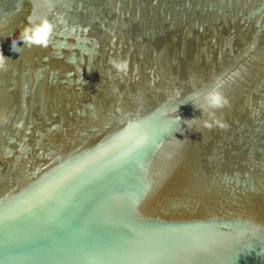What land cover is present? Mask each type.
<instances>
[{
	"label": "water",
	"instance_id": "95a60500",
	"mask_svg": "<svg viewBox=\"0 0 264 264\" xmlns=\"http://www.w3.org/2000/svg\"><path fill=\"white\" fill-rule=\"evenodd\" d=\"M0 52V264H264V0H0Z\"/></svg>",
	"mask_w": 264,
	"mask_h": 264
},
{
	"label": "clouds",
	"instance_id": "9594fccd",
	"mask_svg": "<svg viewBox=\"0 0 264 264\" xmlns=\"http://www.w3.org/2000/svg\"><path fill=\"white\" fill-rule=\"evenodd\" d=\"M28 23L19 33L17 39L11 41V50L18 52L21 47H18V41H23L25 46L32 47H45L47 48L51 42L52 34L54 32V24L50 22L47 17H39L35 15H30L28 18ZM7 58L0 52V70L5 69V60ZM112 68L116 70L117 73L127 75L129 71V61L127 59H111L109 61ZM228 98L219 90L218 87H213L204 94L194 93L192 105L195 109L199 110L201 113L207 115L206 119L200 121L204 128H212L214 125H219L224 127L223 123L216 119V110L225 108L229 106ZM86 107H94L93 105H86ZM185 123L188 127H192L197 123V119H187ZM130 128L137 127L135 122L129 123ZM146 138V136H145Z\"/></svg>",
	"mask_w": 264,
	"mask_h": 264
}]
</instances>
